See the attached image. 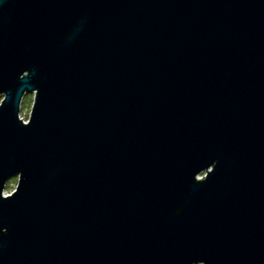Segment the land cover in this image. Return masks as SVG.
<instances>
[{"label":"water","instance_id":"obj_1","mask_svg":"<svg viewBox=\"0 0 264 264\" xmlns=\"http://www.w3.org/2000/svg\"><path fill=\"white\" fill-rule=\"evenodd\" d=\"M0 264H264V0H0Z\"/></svg>","mask_w":264,"mask_h":264},{"label":"rangeland","instance_id":"obj_2","mask_svg":"<svg viewBox=\"0 0 264 264\" xmlns=\"http://www.w3.org/2000/svg\"><path fill=\"white\" fill-rule=\"evenodd\" d=\"M32 105H33V97L32 95H27L23 98L21 106H20V113H19V118L20 120L27 124L28 123V119L31 113V109H32ZM199 178H203V175H201V177ZM17 186V178H11L8 180V182L6 183L5 189H4V195L6 196H10L14 190L16 189Z\"/></svg>","mask_w":264,"mask_h":264}]
</instances>
